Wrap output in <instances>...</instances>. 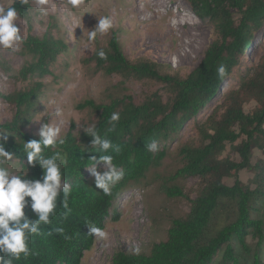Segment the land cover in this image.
Returning <instances> with one entry per match:
<instances>
[{
    "label": "trees",
    "instance_id": "16d2710c",
    "mask_svg": "<svg viewBox=\"0 0 264 264\" xmlns=\"http://www.w3.org/2000/svg\"><path fill=\"white\" fill-rule=\"evenodd\" d=\"M189 1L194 15L212 26L214 38L202 60L185 77L163 71L160 64L149 59H128L116 31L105 45H99L96 37L95 49L87 60L94 63L95 71L118 76L123 82H156L160 90L147 95L140 104L124 95L106 104L85 100L78 105L95 116L91 124L96 125L98 134L120 147L118 154H111L113 163L124 170V178L110 195L97 189L94 179L87 180L86 173L93 167L89 159L98 158L99 153L90 149L92 138L83 130L75 131L72 123L62 136L65 143L48 147L43 153L50 157L60 152L67 158L61 171L62 178L71 185V211L65 217L61 194L51 223L42 224L43 234L31 238L34 254L22 256L13 264H80L84 252L95 241L88 234V226L104 228L109 216L117 221L119 215L111 209L122 191L147 182L150 170L160 166L165 158L167 145L199 115L201 118L194 123L197 143L178 148L181 167L172 176L175 180L198 178L201 188L197 196L191 200L177 186L163 185L168 197L189 200V212L171 221L166 239L154 243L149 253L117 252L111 264H264V163L258 160L250 165L253 146L264 148V51L256 65L240 71L253 36L264 27V0ZM31 3L32 0H14L11 6L16 7L20 17L29 19ZM68 49L66 40L52 29L40 37L27 35L22 51L29 61L19 70L18 77L30 81L29 85L9 95L0 94L13 109L11 119L0 123V133L8 135L5 150L13 154L8 166L17 173H26L29 179H40L42 170L35 162L34 166L27 162L24 142L39 139L27 128L43 92L42 80L52 75V67ZM99 50L105 51L106 60L97 56ZM221 65L226 69L223 76L217 71ZM234 71L240 73L236 86L221 93L223 83ZM216 98L220 103L206 114L204 110ZM251 102H255V108L245 113L244 106ZM114 112L119 113L120 119L113 129L109 119ZM153 142L158 145L157 153L148 151ZM228 144L238 153L239 163L221 158ZM244 169L253 172V188L237 179ZM229 177L235 179L231 186L223 182ZM26 214L30 219L36 218L30 209H26ZM56 227H62L64 234L48 235Z\"/></svg>",
    "mask_w": 264,
    "mask_h": 264
},
{
    "label": "rangeland",
    "instance_id": "374dc122",
    "mask_svg": "<svg viewBox=\"0 0 264 264\" xmlns=\"http://www.w3.org/2000/svg\"><path fill=\"white\" fill-rule=\"evenodd\" d=\"M13 1L0 0V6H11ZM31 6L29 19L19 16L16 21L23 39L29 34L40 37L52 29L66 40L69 48L52 67V75L42 80L43 92L27 128L29 133L35 135L41 121L53 125L59 122L61 117L55 115L57 108L63 110L62 118L66 121L62 127L64 136L72 123L78 132L82 130L81 126H89L95 120L89 109L78 108L85 100L106 104L114 97L129 95L135 104H140L147 95L160 90L161 86L156 82H123L118 76H106L95 71L94 63L87 61L95 49V41L88 40V31L94 30L99 18L107 16L113 21L108 33L97 34L99 45H105L116 31L128 59H149L160 64L163 71L178 73L182 77L199 64L214 38L212 26L194 15L189 0H81L76 7H72L67 0H48L43 6L46 14H42L37 0H32ZM187 33H190L189 37H186ZM263 51L264 27L253 36L251 46L241 61L240 71L256 65ZM184 53L186 57L183 58ZM28 61L29 57L22 51V43L18 51L0 48V94L9 95L29 85L30 81H21L18 77L19 70ZM239 76L240 73L234 71L223 83L221 93L234 88ZM219 103V98L213 100L204 110L206 114ZM254 108L255 102H251L244 106V112L248 113ZM12 114V107L0 98V123L9 121ZM200 118L201 115L188 122L167 145L165 158L160 166L150 170L147 182L127 186L122 191L111 209L119 215L117 221H112L109 216L104 222L107 239H95L92 248L84 252L80 264H111L115 253H134L136 247L141 249L140 253L147 254L154 243L166 239L171 221L189 212V200L168 197L163 185L177 186L191 200L197 196L201 188L198 178L175 180L172 176L181 167L178 148L186 143H197L194 123ZM221 158H229L237 163L241 161L229 144ZM258 160L264 163V148L254 145L250 152V165ZM11 168L15 172V168ZM96 169L102 172L103 166ZM90 170L86 173L89 181L94 179ZM252 177L250 169L237 174V179L251 188ZM234 180L229 177L223 182L231 186Z\"/></svg>",
    "mask_w": 264,
    "mask_h": 264
},
{
    "label": "clouds",
    "instance_id": "9594fccd",
    "mask_svg": "<svg viewBox=\"0 0 264 264\" xmlns=\"http://www.w3.org/2000/svg\"><path fill=\"white\" fill-rule=\"evenodd\" d=\"M23 2L27 3L28 0H23ZM67 2L72 7H76L81 3V0H67ZM47 3L48 0H37L42 14H46L43 6ZM18 19L19 14L15 6H0V48L19 50L23 37L16 23ZM112 27L113 21L110 17L99 18L94 30L88 31L89 42L95 41L97 34L108 33ZM97 56L100 59H107V54L103 50H99ZM217 71L223 76L226 69L221 65ZM55 115L61 117L57 124L41 121L37 133L39 139L24 142L28 164L34 166L33 162H35L42 170L40 179H29L26 178V173H17L10 169L8 164L13 160V154L5 150L8 135L0 133V264H13V261L20 260L22 256L27 258L34 254L30 247L31 238L43 234L40 228L42 224L49 225L51 223L50 217L56 214L57 199L61 194L63 198L60 203L66 209L65 217L71 211L68 208L71 185L62 178L61 171V166L67 163V158L60 152L50 157L43 154L46 148L65 143L62 137V127L66 124L62 118L63 110L57 108ZM119 119V113L114 112L110 116L109 123L113 129L115 122H118ZM81 128L86 136L92 138L90 149L99 153L98 158L92 156L89 159L93 162L90 171L94 178V185L104 195H110L112 188L125 175L124 170L113 163L111 154H118L120 147L100 136L95 124L88 127L81 126ZM148 151L157 153L159 151L157 143L149 144ZM98 164L103 166L102 172L97 171L96 165ZM26 209H30L36 218L30 219L26 214ZM53 233L63 235L64 229L62 227L52 228L48 235ZM88 234L97 241H103L108 236L103 228L95 225L88 226ZM65 239H70V237L65 236ZM133 251L134 254L139 255L141 249L136 247Z\"/></svg>",
    "mask_w": 264,
    "mask_h": 264
},
{
    "label": "bare ground",
    "instance_id": "6f19581e",
    "mask_svg": "<svg viewBox=\"0 0 264 264\" xmlns=\"http://www.w3.org/2000/svg\"><path fill=\"white\" fill-rule=\"evenodd\" d=\"M188 35H190V33H187V34H186V37H189ZM189 42H190V41H189ZM185 44H186V43H185ZM187 45H188V44H187ZM189 46H190V45H188L187 47L189 48ZM184 51H185V50H184ZM184 54H185V55L183 56V58L186 57V53H184Z\"/></svg>",
    "mask_w": 264,
    "mask_h": 264
}]
</instances>
